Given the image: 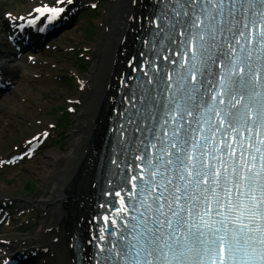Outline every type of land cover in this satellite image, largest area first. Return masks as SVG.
<instances>
[{"label": "snow or ice", "instance_id": "6c2138e0", "mask_svg": "<svg viewBox=\"0 0 264 264\" xmlns=\"http://www.w3.org/2000/svg\"><path fill=\"white\" fill-rule=\"evenodd\" d=\"M156 7L147 70L125 77L113 109L124 219L90 237L78 264H264V0Z\"/></svg>", "mask_w": 264, "mask_h": 264}, {"label": "bare ground", "instance_id": "6f19581e", "mask_svg": "<svg viewBox=\"0 0 264 264\" xmlns=\"http://www.w3.org/2000/svg\"><path fill=\"white\" fill-rule=\"evenodd\" d=\"M2 1L0 0L1 3ZM78 1L87 0H65L59 5H71ZM152 2L153 0H137L133 4L130 0H109L99 19L98 41L93 45L98 58L94 61L90 74L81 79L80 92L74 94V89L50 91L44 88L43 84L53 79L56 70L61 69L63 65L60 58L54 56L56 54L50 50H42L45 55L40 54V58L33 60L41 66L39 71L35 70L36 78L25 73L27 60L13 59V62L0 64V74L13 85L18 84L21 91L27 93L21 95L24 96L23 99L33 97L36 100V103L32 102L31 106L22 111L21 105L14 97H10L7 106H0V145L16 137L12 130L16 126L12 119L13 114L28 123L26 130L32 127L47 128L49 123L46 119L35 117L36 109L47 112L53 100L66 92H69L67 97L70 103L79 100L83 105L76 129L78 136L71 146H64L65 151H44L40 157L27 165V169L35 172L45 184L40 196L29 198V202L33 206H41L46 215L40 230L42 236L28 232L15 238L0 237V246L7 247L5 250L0 249V260L19 247V251H25V254H32L31 250L35 251V258L42 259L43 262L50 260L54 264H77L72 239L76 237L82 243L81 253L90 238L94 221L93 204L96 199L95 182L109 122L121 81L128 73L130 61L136 54L137 37L145 27L148 8ZM48 3L47 0H21V4L10 8L6 13L9 23L4 19L0 20V45L9 42V31L13 29L12 19L17 21L22 14L35 13L37 7ZM133 17L134 19H130ZM76 19L74 15L71 21L75 23ZM57 29L54 28V31ZM74 37L78 40L80 35L72 34L68 39L69 44ZM36 38L32 35V39ZM4 56L6 61H10L14 57L13 50L5 51ZM31 136L25 137L20 146L27 144L25 139ZM2 159L3 157L0 161ZM10 192H13V189L0 186V207L11 202Z\"/></svg>", "mask_w": 264, "mask_h": 264}, {"label": "rangeland", "instance_id": "374dc122", "mask_svg": "<svg viewBox=\"0 0 264 264\" xmlns=\"http://www.w3.org/2000/svg\"><path fill=\"white\" fill-rule=\"evenodd\" d=\"M94 1H99L96 9L90 12L83 9L74 25L72 24L66 32H63L59 36L53 37L56 44L52 42V49H56L57 51V54L54 56L59 57L63 65L61 69L56 70L54 79H49L43 84L44 88L50 91L60 89H72L73 91L74 89V94L80 92L77 76H88L94 61L98 58V53L93 50V45L98 41L100 16L108 5V0ZM89 2H91V0H89ZM19 4H21V0H3L2 3L0 2V20L3 19L5 12ZM72 34H79L80 37H78V40H75L77 37H74L69 44L68 39ZM25 70L28 71L29 74H32L34 73L35 66L27 64ZM36 70L39 71L40 68H36ZM32 77L35 78L34 76ZM25 80H27V78H25ZM13 91V93H10L0 101V106H7L10 97H14L21 105V110L19 106H17L20 111L24 110L27 106H31L32 102L36 103L33 97H26V100L23 99L24 96L21 95L26 92L21 91L18 84H16ZM68 93L69 92H66L61 94L58 98L56 97L49 108H47V112H41V109L35 110V117L46 119L51 123V136L48 143L41 151L31 160H26L16 165V167L0 168V186L13 189L12 194H14V197L18 201L22 200L20 204L25 207L23 211H26V213L17 218L16 222L12 225L17 229L10 234L11 236H20V233L27 234L28 232L38 233V236H42L40 230L42 228V221L45 219L42 207L38 206L34 208L27 201L31 196H40V192L45 184L43 179L35 172L27 169V165L37 157H40L44 151H65L63 147H70L73 140L78 136V130L76 129L79 115L83 111V105L80 103L75 104V112H70L68 108L71 103L68 102ZM13 116L12 119L16 122V126L12 130L16 133V137L0 145V153L3 154L5 152L8 153L9 149L13 148V144L18 143L22 139V133H29V131L26 130L28 123L22 120L21 117H18V115L13 114ZM28 264H54V262H50V260L49 262L34 260Z\"/></svg>", "mask_w": 264, "mask_h": 264}]
</instances>
